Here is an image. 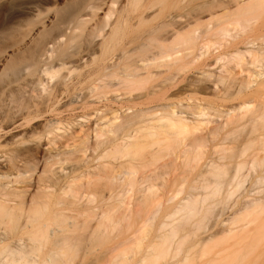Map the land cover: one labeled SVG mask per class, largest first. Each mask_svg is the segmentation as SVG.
Here are the masks:
<instances>
[{"label": "rangeland", "instance_id": "374dc122", "mask_svg": "<svg viewBox=\"0 0 264 264\" xmlns=\"http://www.w3.org/2000/svg\"><path fill=\"white\" fill-rule=\"evenodd\" d=\"M215 1L219 0H0V174L9 175V180H14L17 174L24 176L22 180L24 182L17 186H25L28 190L24 197L25 201L28 200L29 204L31 199L32 204L33 201L36 202L38 210L32 206L30 209L32 215L37 214L34 215L38 218L37 221L43 222L48 218L46 223L50 228L62 229V234L78 240L65 243L64 264H137L146 253L148 255V252L150 258L147 256L143 264H166L176 249L182 252L194 244L200 245L203 240L205 246L201 248L196 245L195 248L200 251L203 249V255L199 253L198 258L184 264H223L225 257L233 256L247 243L240 241L244 233L250 241L253 240L246 258L236 264H264V210L258 213L247 212L245 219L254 221L245 232L221 235L225 228L222 223L227 222L236 210L233 207L234 196L229 198L218 196L200 202L199 213L187 215L186 212H178L175 215L173 212L176 207L187 205L184 203L186 197L184 195L196 191L190 187L193 184L185 181L181 182V185L178 181L162 188L159 183H153L152 192L148 194L150 199L146 203L137 199L138 195L126 201L130 213L125 212L124 207L116 200L108 201L106 204L100 201L90 203V206L112 207L109 227L105 229L97 225L99 221H94L95 218L91 222L85 218L82 214L85 208L82 200H74L59 190L68 177L73 176L76 179L82 172L95 169L100 161V164L107 163L111 166L131 161L128 157H119L121 154L113 148L118 143L125 147L132 142H141L140 119L133 120L116 133L100 129L110 124H119L143 108L158 107L171 101L178 102L183 97L185 99L193 94L197 99L203 98V102L210 101L207 104L215 103L224 109L237 106L242 101H251L249 103L251 108L264 107V56L252 59L246 55L249 57L244 56L239 64L237 57L234 58L230 54V47L241 38L252 37L254 42L264 46L262 36L264 8L253 17L256 22L252 21V30L248 25L249 28L247 26L248 29L245 28L247 31L244 29V32L236 28L237 26L233 28L232 24L230 25L232 27L227 26L230 31L229 34L226 33L227 38L224 35H215L211 31L218 27L219 23L220 27L225 26L223 21L231 14L234 17L233 11L236 15L237 9L245 5L243 4L245 0L240 2L243 6L239 3L240 7L232 4L229 10H225L226 12L224 10L216 12L219 15L216 14L215 18H220L219 23L213 20L215 15L210 18L212 30L208 29L209 33L206 31V35L205 30L210 26L203 24L209 22V17H204V14L201 20H197L198 6ZM221 12L225 14L222 16ZM80 20L82 21L79 22ZM213 21L216 23L215 28L212 25ZM188 22L190 25L183 26ZM194 27L197 29L194 35L196 37L197 34L200 35L199 41L204 36L205 41L217 40L219 45L223 44L224 38L225 41L231 40L229 44L227 42L225 44L229 48H227L229 54L225 52L226 55L222 50L226 51L225 46L216 47L217 43L212 46L214 51L210 49L211 55L207 56L206 62L213 67H204V74L217 72L220 68L228 66L235 72L242 71V75H256L253 88L239 90L235 85H228L227 89V85L219 83L217 90L225 87L228 92L223 97L225 100L221 98V101L208 90L206 91L208 93L201 94L191 91L193 86L190 84L200 75L202 58L184 59L181 63H186L188 71L186 76L184 74L186 78L183 77L184 80L180 77L178 78L181 80L175 78L173 85L165 84L169 82L165 79V69L161 72L162 75L158 76V72L157 76L156 74L152 76L156 72L150 62L153 50L149 48L150 50L144 54L138 47L146 43L150 36L169 38L173 33H186L194 30ZM216 29L214 31H217ZM232 35H236L235 38ZM135 62L149 64L154 69H151L152 74L149 76L146 71H142L141 75V71H137L139 77L132 78L128 85L120 84L124 68ZM132 68L130 65L129 69ZM258 74L260 78L257 79ZM178 80L181 82L178 83ZM159 87H164L160 88L161 92L157 89ZM169 87L173 89L172 92ZM166 88L170 92H166ZM174 90L179 92L178 94L174 92L177 96L172 94ZM172 95L177 98L172 100ZM226 95L230 97L227 98ZM169 96L171 98H167ZM165 98L171 101H166ZM214 119L211 117L212 121L207 123L208 127L215 124ZM232 121L235 122L226 125L220 131V135L237 130L245 119L228 118V122ZM256 125L264 131V116L259 118ZM246 127L248 128L249 124ZM82 134L88 135V144L83 151L66 160L62 156H57V152L60 153L62 150L63 143L71 146L77 144ZM95 134H98V137H94ZM130 134L135 136L129 137ZM65 135L71 137L66 138L68 139L66 141ZM244 142L233 141L223 145L226 164L234 162L233 159L229 160L228 156L242 150L243 155L237 158V162L247 159L249 155L264 159V145L262 147L259 144L260 147L258 144L246 143L245 147ZM216 143V140L209 139L204 149L206 158ZM243 146L245 149H242ZM107 152L112 157H118V161L112 159L98 161V158ZM10 158L14 159L13 163L10 162ZM132 163L139 165L140 161L133 160ZM85 181L83 179L77 183ZM35 182L40 183L39 189L42 188L43 191L33 189L37 185ZM30 184L33 187H30ZM260 185L261 187L256 185L255 189L262 190L264 184ZM243 186L248 188L249 183L247 186L246 183L242 185L244 189ZM181 188L183 193L177 195L176 191ZM228 188L234 190L235 186ZM59 197L63 203L61 206L63 216L55 217L53 213L59 208L57 207ZM237 226L238 223L235 222L230 228ZM48 249L49 244H46L40 248L38 254H44ZM161 249L167 254L163 255L165 254L163 252L158 256L157 253Z\"/></svg>", "mask_w": 264, "mask_h": 264}, {"label": "bare ground", "instance_id": "6f19581e", "mask_svg": "<svg viewBox=\"0 0 264 264\" xmlns=\"http://www.w3.org/2000/svg\"><path fill=\"white\" fill-rule=\"evenodd\" d=\"M219 1H215L216 3L209 2L199 5L197 11L199 12L197 13L198 18L196 19L201 20L200 18H203V15L205 14L204 17H209V22L207 21L208 23L205 22L206 24L203 25L207 26L209 24L211 28L210 20L212 19L210 18L215 15L213 20H216V23H219L220 21L219 17H217V19L215 18L217 14L216 12H219L220 10L225 11L226 9L230 8L232 4L237 7L242 4L240 2L244 0ZM245 1V3L243 2V4L245 5L243 6L242 4L243 7H240V5V8L237 9L236 15L235 11H233L234 17L230 13L232 16L230 17L233 19L228 16L227 19L223 21V24L225 26L221 25L220 27L219 25L221 23H219L216 29V23H214L213 21V28H215L217 31H214L215 29L211 31L212 28L210 29L207 26L206 30L204 29L205 33L209 29V31L214 32L215 35H224L227 38L228 35H226V33L229 34L230 32L227 26L232 27L230 25L233 24V28L237 26L236 28L243 31L245 28L248 29L249 26L251 27V23L254 20L253 17L257 15V12L263 10L264 8V0ZM224 14L225 13H223L222 16ZM252 14L253 16H251ZM196 19L193 20L196 21ZM229 19L232 21H230ZM81 21L82 20H80L79 22ZM254 21L256 22V20ZM190 22L184 24L183 26L187 24L190 25ZM198 25H196V27ZM203 25L201 26L203 27ZM196 27H194V30L192 31H186V33H173L172 36H169V38H155L153 36H150L146 40V43L142 44L141 47H138L144 54L148 52L147 50L149 48H152L153 50L150 62H152L151 67L153 66V68L156 69V72H154L152 76H154V74H156L157 76L158 72V76L162 75L161 72L165 69V79L169 82L164 83L168 85L169 83H171V85H173V80L175 78V80H177L178 77L183 79V77L186 76V72H188L187 66L185 65L186 63H181L184 61V59L187 60L189 57H192L193 59L200 60L202 58L203 65L199 68L200 75L202 76L199 75V77H196L197 79L195 78L196 80H194L190 84L193 86H190L193 88L192 90L190 89L191 91L201 94L202 92H206L208 90V92L210 91L212 94L216 95V99L219 98V100L221 101V98L222 100H225V98L223 97H225V94H227L228 92L226 91L225 87L217 90L219 88H217V86H219V83L223 85L225 84V86L227 85V89L229 88L228 85H235L239 90H250L251 88H253L256 82V75H242V71L235 72L232 68H228V66H225L222 69L220 68V70H218L217 72H208L209 74L206 73L207 75L204 74V67L211 65L207 64L206 59H208L207 56L211 55L210 49L214 51L212 46L217 43L216 47L221 48L223 45L225 46L226 51L225 49L222 50H224V53H227L228 45L226 47L225 44H229V41L231 42V40L225 41L224 38L223 44L219 45V43L216 42L217 40L205 41L204 38L206 36H204V38L199 41L198 37L200 35L197 34V37L194 35L197 33V29H195ZM263 28L261 27V29ZM250 29L252 30V27ZM234 30L236 31V29ZM195 31L196 33H194ZM209 31L207 33H209ZM239 35H241V33H239ZM209 36L211 37V35ZM242 36H244V34ZM219 38L221 39V37ZM253 40L254 39H252V37L251 39H249V37H246L245 39L241 38L239 41L236 40L237 42L233 43L231 47L229 46L231 48L230 54H232L234 58L237 57V59L239 60V64H241V59L244 56L247 57L246 55H249L252 59H258V57L264 56L263 44H257ZM261 40H263V38ZM222 50H219V52H223ZM215 53L217 52L215 51ZM147 61L148 60H146V62ZM141 62L145 63V61L142 60ZM144 63L138 64V62H135L134 64H130L133 66L132 69H129L130 65L127 68H124L125 71L120 84L128 85L132 78H136L137 76L139 77L140 75H138L137 71H141V75H143L142 71H146L150 76V74H152L151 69L153 68H151L149 64L144 65ZM211 63L213 62L211 61ZM238 63L236 62V65ZM259 74L257 75V79L258 77L260 78ZM180 82L181 81H179L178 83ZM175 83L177 84V81ZM187 83H189V80ZM188 85L189 84H187V86ZM160 88L162 89L164 87L157 88L161 92ZM167 89L168 88L165 89L166 92H170V90L172 92L173 90L170 87V90ZM156 91L159 93L158 90ZM176 91L177 90H174L172 94L174 95V92L177 94L179 93ZM177 94H175L174 96H177ZM173 95L171 97H173ZM159 97L161 98V96ZM171 97L169 96L167 98ZM229 97L230 95H228L227 98ZM176 98L173 97L172 100ZM166 101L171 100L166 99ZM205 101L206 100H204V102ZM204 102L203 98L197 99L196 95L194 94L188 95L185 99L183 97L178 102L171 101L158 107L151 106L152 108H143L141 109V111L136 112L119 124H110L106 128L100 129L101 131L106 129V131L109 133H116L123 126L131 123L133 120L140 119V121L142 122L141 142H132L125 147L121 143H118L115 144L113 148L114 151L121 154V156L119 157H128L131 161H129L128 163H120L118 166H111L107 163L100 164V161L95 169L82 172L81 174L76 176V179H74L73 176L68 177V180L63 184L64 186L59 190H61L62 194H67L74 200H82L84 204L83 206L85 207L82 214L85 216V218L89 219V222L93 221V219L95 218L94 221H99L97 224L98 226L101 225L105 229H107L112 217V207H109V205L90 206V203L92 204L93 201H100L101 203L104 202L106 204V202L108 203V201L116 200L119 205L124 207L125 212H129V204L128 202L126 204V201H129L130 199H132V197L138 195L137 199H139L141 202L143 201L146 203L150 199L148 197V194L152 192L151 187L153 186V183H159V185L163 188L165 185L171 183L173 185L178 181H180V184L181 182L190 181L191 184H193V186H190L191 189L196 190L194 192L199 191V193L197 192L195 194L194 192H189L184 195V197L186 196L185 201L188 200L191 204L189 205V202L184 201V203H186L188 206L186 205L176 207L177 209L175 208L176 210L173 212V214L178 212H186L187 215L199 213L201 210V205H199L200 202L207 201L208 199L212 200L218 196H224L228 198L234 196L235 202L233 207L236 208V210L233 212V216L230 217L227 222L222 223L225 228L222 231L221 235L224 234L225 236L233 232H245L249 224L254 221L252 219H245L244 216L247 215V212L252 211L258 213L259 211L264 210V187L263 189L259 188L262 190L255 189L256 185H259L257 187H261L260 184H264V166H262L264 159H257L255 155H249L247 159L237 162V158L243 155L244 150H242L240 153L239 151H237L234 155L228 156L227 158L229 160L233 159L234 162H232L230 165L226 164L224 162L226 156H224L223 153V151L225 150L223 145L226 142L231 143L233 141H236L237 143H243L244 141H246L248 145H264V131H261L260 128H258L256 125L259 118L261 116H264V107L259 109L251 108V105H249L251 101H242L237 106L224 109L217 104L215 105V103H213L214 105L207 104L210 101H206L205 103ZM211 117H214V121L216 120V122L212 127H208L207 123H211ZM228 118H237V120L245 119V121L237 130L220 135V131L223 130L226 125L235 122H228ZM248 124L249 127L245 128V126H248ZM97 135L98 134H95L94 137H98ZM131 136L134 137L135 134H130L129 137ZM66 138L68 137L66 136L65 140ZM209 139L216 140L217 143L213 147V151H211L208 158H206L204 149L207 146V142L209 141ZM246 143L244 144L245 147L247 146ZM87 144L88 135H83L77 144H73L71 146L63 143L61 146L62 150L60 151V153L57 152V156H62L63 159L66 160L70 158V156H74L76 153L83 151L86 148ZM243 148L244 146L242 147V149ZM117 158L118 157L116 156L112 157L107 152L100 156L98 158V161L101 159H112L114 161H118ZM9 160L11 163H13L14 161L13 158H10ZM133 160L140 161V164H133ZM24 173L25 171L23 172V174ZM9 178V175L7 174H0V264H64L63 258L65 243L78 240L76 238H71L68 235L62 234V229L50 228V225L46 223L48 218H46L43 222L37 221L38 218L34 217V215L37 214L32 215L30 209V207L32 206L34 209L38 210L36 207V202L33 201L32 204V199L30 204L28 200L25 201L24 197L28 190L25 189V186H17V184H22L24 182L22 180L25 177L21 174H17L14 180H9ZM83 179H85L86 181L77 183L82 181ZM244 183H246V186L249 183L248 188H245L244 186V189L242 188V185ZM36 184V187L33 189H36V191H43L42 188L41 190L39 189L40 183L37 182ZM29 186L33 187L31 184ZM229 186H235V189L230 190L228 188ZM241 188L243 190H241ZM224 190H226V192H221ZM180 192H182V188L181 190L178 189L176 191L177 195H179ZM60 200L61 199L59 197V201L57 202V207L59 206V208L53 213V216L55 217L63 216L61 207L63 206V203ZM195 203H197L199 207ZM51 213L52 212H50V214ZM235 222L238 223L237 228H230V225L234 224ZM240 222L244 223L241 224ZM162 225L165 226V224ZM252 240L253 239H251V241ZM240 241H247V243L241 246L238 251L233 254V256L225 257L223 259L224 261L222 260L224 263L226 262L225 264H236L238 262L240 263L248 255L250 251L249 245H251V241L248 239L246 233H244L243 237H240ZM46 244H49L48 251L41 255L38 254L40 248L45 246ZM77 244H80V242H77ZM204 244L205 241L203 240L200 245H196L201 246L202 248V246H205ZM194 245L188 247L182 252L176 249L173 255L170 256V261H168L166 264H184L198 258L199 253L203 255V249H201V251L199 249L196 250L195 248L197 246ZM153 249L155 250V248ZM152 251L153 250L151 249V252ZM163 252H165V250L163 251L161 249L160 252L157 253V255H162ZM166 254L167 252H165V254L163 255ZM149 255V252L148 255L146 253L145 257L141 259L137 264H143L148 257L150 258ZM154 255L155 254L153 253L152 256Z\"/></svg>", "mask_w": 264, "mask_h": 264}]
</instances>
